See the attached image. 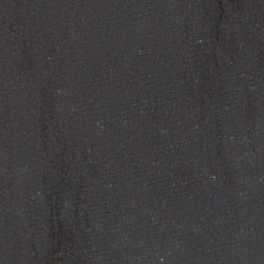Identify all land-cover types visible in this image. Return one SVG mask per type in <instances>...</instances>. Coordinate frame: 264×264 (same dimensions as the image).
Segmentation results:
<instances>
[{
    "label": "water",
    "instance_id": "1",
    "mask_svg": "<svg viewBox=\"0 0 264 264\" xmlns=\"http://www.w3.org/2000/svg\"><path fill=\"white\" fill-rule=\"evenodd\" d=\"M0 264H264V0H0Z\"/></svg>",
    "mask_w": 264,
    "mask_h": 264
}]
</instances>
